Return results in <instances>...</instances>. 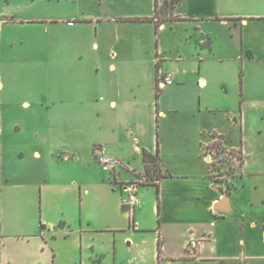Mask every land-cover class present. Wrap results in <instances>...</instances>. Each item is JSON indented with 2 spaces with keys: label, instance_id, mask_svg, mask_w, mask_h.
Instances as JSON below:
<instances>
[{
  "label": "crops",
  "instance_id": "obj_1",
  "mask_svg": "<svg viewBox=\"0 0 264 264\" xmlns=\"http://www.w3.org/2000/svg\"><path fill=\"white\" fill-rule=\"evenodd\" d=\"M155 1L117 0L116 14L0 0V264H16L13 245L23 264H59L65 243L73 264H143L144 251L159 264V240L160 264H250L254 237L264 243V218H232L249 151L224 131L264 116L252 114L264 111V0H158L176 19L129 21L153 18ZM157 62L172 84L159 85ZM218 140L244 162L215 209ZM144 151L171 176L141 187L128 212L122 183L146 173ZM102 153L127 169L110 176Z\"/></svg>",
  "mask_w": 264,
  "mask_h": 264
},
{
  "label": "rangeland",
  "instance_id": "obj_2",
  "mask_svg": "<svg viewBox=\"0 0 264 264\" xmlns=\"http://www.w3.org/2000/svg\"><path fill=\"white\" fill-rule=\"evenodd\" d=\"M117 0H81L82 5L87 8H92L93 10H99L101 12H110V13H122L125 11L124 8L120 7L116 2ZM145 4H138V8H144ZM160 5V14L159 18L163 19H171L174 20L176 17L172 15V5L164 6ZM167 34V33H166ZM166 94V93H165ZM254 116H258L260 114H264L263 112H252ZM224 131H227V134L231 139L235 142H239L241 137L246 138L249 156H248V169L246 172L248 175V185L247 189L244 192L239 193L238 197L234 200L235 202H240L242 204V209L238 210L232 218H242V213L245 215V218H264V209L259 211L261 207V201H264V116L257 118L255 120H249L247 126L244 128V133H241L240 130H235L234 128H224ZM219 148V146H218ZM226 149H228L226 147ZM233 150V149H230ZM240 152V151H235ZM244 159L243 156L240 157L237 161L232 160L230 157H220L216 156V160L214 161V177L216 188L222 190L224 193L233 188L232 180L233 178L239 177L241 172V165L243 164ZM194 166H199V162ZM158 183V182H157ZM2 190V186L1 189ZM2 196V193H1ZM255 204V207H248L251 204ZM232 206L233 203L231 202ZM246 206V207H245ZM235 208V207H234ZM235 208V209H236ZM23 210V209H22ZM250 212V213H249ZM254 216V217H253ZM260 228L261 222L259 223ZM258 237V235H256ZM257 237L256 243L248 252V256H251L248 259L250 264H264V243L260 241ZM1 239V237H0ZM252 239V238H249ZM2 246L5 244L4 240L1 239ZM61 245V249L65 252L62 255V258L58 260L59 264H73L75 260L76 252H73L72 245ZM21 250V249H20ZM17 249L15 245L10 246V257L15 258L16 264H23L26 261L27 253L25 251H20ZM1 251V250H0ZM225 254L231 253L229 250L224 252ZM127 259L131 258L133 255L125 254ZM142 256L143 264H154L152 260V256L148 252H143L138 254L137 257ZM112 262V260L110 261ZM128 264V261L126 262ZM14 264V263H13ZM158 264V263H157ZM161 264H167L166 261H162ZM171 264H195L184 261H175ZM204 264H221L219 263H204ZM223 264H236V261L229 260Z\"/></svg>",
  "mask_w": 264,
  "mask_h": 264
},
{
  "label": "built area",
  "instance_id": "obj_3",
  "mask_svg": "<svg viewBox=\"0 0 264 264\" xmlns=\"http://www.w3.org/2000/svg\"><path fill=\"white\" fill-rule=\"evenodd\" d=\"M158 82L161 87H164L165 84H172L170 76H166L162 71H159ZM218 142V145L210 151V155L211 157H213V161L216 160L217 155H219L220 157H230L234 161H237L238 159H240V157H242L241 152L237 153L235 152L237 150H230L229 148L226 149V146L222 144L221 140H218ZM97 162L104 172L115 178L118 177L121 170L127 169L120 159L103 153L98 156ZM148 184L149 181L145 174H136L133 179L122 183L124 207L128 212L134 211L136 205L139 202L138 194L141 187ZM199 245L200 240L191 238L188 243L187 249L193 252L198 249Z\"/></svg>",
  "mask_w": 264,
  "mask_h": 264
},
{
  "label": "trees",
  "instance_id": "obj_4",
  "mask_svg": "<svg viewBox=\"0 0 264 264\" xmlns=\"http://www.w3.org/2000/svg\"><path fill=\"white\" fill-rule=\"evenodd\" d=\"M172 2H164L163 6H168L171 5ZM159 14H160V4L159 1L156 0L155 1V15L153 18H137V19H129V21H134V22H150V23H154L156 30H159V28L166 22L170 21L171 19H160L159 18ZM157 66V77H158V73H159V63H156ZM158 81V78H157ZM160 97V88L158 85V89H157V93H156V99L158 100ZM144 161L146 163V173L145 176L147 177L149 184L151 186H157V182H159L161 179L163 178H167L170 177L171 175L169 174H163L161 168H160V157L158 155H152L150 152L148 151H144ZM213 169L215 170V167L213 165ZM225 195H229V191L225 192ZM161 240H159V255H158V259H159V264L161 262Z\"/></svg>",
  "mask_w": 264,
  "mask_h": 264
},
{
  "label": "water",
  "instance_id": "obj_5",
  "mask_svg": "<svg viewBox=\"0 0 264 264\" xmlns=\"http://www.w3.org/2000/svg\"><path fill=\"white\" fill-rule=\"evenodd\" d=\"M228 201V195H223L222 199L215 205V209H218L219 207H225L226 203Z\"/></svg>",
  "mask_w": 264,
  "mask_h": 264
}]
</instances>
